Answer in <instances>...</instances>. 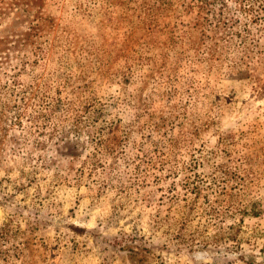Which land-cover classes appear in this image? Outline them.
<instances>
[{"label":"rangeland","instance_id":"1","mask_svg":"<svg viewBox=\"0 0 264 264\" xmlns=\"http://www.w3.org/2000/svg\"><path fill=\"white\" fill-rule=\"evenodd\" d=\"M0 264H264V0H0Z\"/></svg>","mask_w":264,"mask_h":264}]
</instances>
